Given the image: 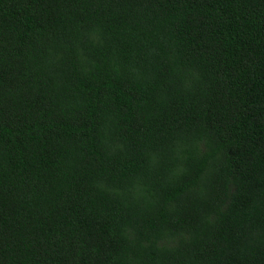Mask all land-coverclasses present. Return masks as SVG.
Returning a JSON list of instances; mask_svg holds the SVG:
<instances>
[{"label":"trees","instance_id":"trees-1","mask_svg":"<svg viewBox=\"0 0 264 264\" xmlns=\"http://www.w3.org/2000/svg\"><path fill=\"white\" fill-rule=\"evenodd\" d=\"M0 264H264V0H0Z\"/></svg>","mask_w":264,"mask_h":264}]
</instances>
